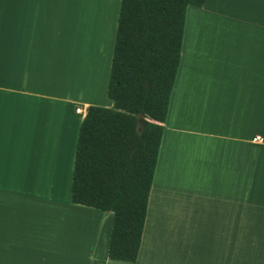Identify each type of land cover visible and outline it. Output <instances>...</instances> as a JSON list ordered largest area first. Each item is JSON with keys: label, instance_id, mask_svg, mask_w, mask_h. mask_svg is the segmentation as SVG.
Listing matches in <instances>:
<instances>
[{"label": "crops", "instance_id": "crops-1", "mask_svg": "<svg viewBox=\"0 0 264 264\" xmlns=\"http://www.w3.org/2000/svg\"><path fill=\"white\" fill-rule=\"evenodd\" d=\"M69 5L0 0V264H264V0L186 8L135 263L107 257L111 214L70 201L74 108H112V58L89 44L81 80ZM80 6L87 42L115 31L120 0Z\"/></svg>", "mask_w": 264, "mask_h": 264}, {"label": "trees", "instance_id": "trees-1", "mask_svg": "<svg viewBox=\"0 0 264 264\" xmlns=\"http://www.w3.org/2000/svg\"><path fill=\"white\" fill-rule=\"evenodd\" d=\"M205 0H120L106 96L88 107L70 201L112 215L110 260H137L188 6Z\"/></svg>", "mask_w": 264, "mask_h": 264}, {"label": "rangeland", "instance_id": "rangeland-1", "mask_svg": "<svg viewBox=\"0 0 264 264\" xmlns=\"http://www.w3.org/2000/svg\"><path fill=\"white\" fill-rule=\"evenodd\" d=\"M63 1L69 2V4H70L68 6L69 11L71 10L74 20L77 21V23H78V24H76L77 26H76L73 34H72L71 39L69 38V42H67V44L69 45V47H71V50L74 51V59L76 61L78 60L80 63L81 80H83L85 82V79H86L85 76H87V73H89L87 70L88 64H92V67L94 65V62L92 59V54L90 52H86L88 45L90 44L91 47L94 44L98 45V47L100 49V56H101V60H99V68L101 69L103 67V62L105 64V61H107L106 57L109 53L111 54V58H112V53H113L112 49H113V45H114L116 28H115V31H113V28L111 31L110 27L108 25V32L106 33V36H104L102 39L100 37V41H98V42L97 41L93 42V41L89 40L88 41L89 43H88L86 41V38H85V35H87V33H83L81 30L84 28L83 27L84 23H87V17L89 16V14L92 13L93 9L83 11L81 6H80L81 0H63ZM115 3L116 2L114 1V5L111 7L110 11H108V12H111V16L114 15V18H115V12L117 11V6H118L117 3L116 4ZM238 13H240V12H238ZM117 18H118V16H117ZM116 27H117V23H116ZM109 72H110V67H109ZM109 72H108V78H109ZM91 79L92 78H89L90 86L93 83L91 81ZM105 99L110 104L106 95H105ZM107 214L110 215V213H107Z\"/></svg>", "mask_w": 264, "mask_h": 264}, {"label": "built area", "instance_id": "built-area-1", "mask_svg": "<svg viewBox=\"0 0 264 264\" xmlns=\"http://www.w3.org/2000/svg\"><path fill=\"white\" fill-rule=\"evenodd\" d=\"M74 112H75L76 114H79V115H83V114L86 113L85 110H84V108L81 107V106H76V107L74 108ZM251 142H252L253 144H256V145H261V144L264 143V139H263L262 136H260V135H256V136H254V137L252 138Z\"/></svg>", "mask_w": 264, "mask_h": 264}]
</instances>
